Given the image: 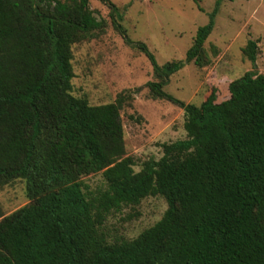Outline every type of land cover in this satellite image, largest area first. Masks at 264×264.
Wrapping results in <instances>:
<instances>
[{
    "label": "trees",
    "instance_id": "16d2710c",
    "mask_svg": "<svg viewBox=\"0 0 264 264\" xmlns=\"http://www.w3.org/2000/svg\"><path fill=\"white\" fill-rule=\"evenodd\" d=\"M97 1L125 45L150 61L151 96L183 110L186 139L161 145V158L135 172L123 95L91 106L71 94L72 46L105 28L89 0H0V189L22 180L28 199L0 220V264H264V76L246 73L199 106L163 92L185 65L209 64L203 46L224 0L184 60L163 66L126 37L118 8ZM256 54L247 41L244 58L254 65ZM97 174L104 184L90 190L83 178ZM156 196L167 205L157 223L108 240L107 216Z\"/></svg>",
    "mask_w": 264,
    "mask_h": 264
},
{
    "label": "rangeland",
    "instance_id": "374dc122",
    "mask_svg": "<svg viewBox=\"0 0 264 264\" xmlns=\"http://www.w3.org/2000/svg\"><path fill=\"white\" fill-rule=\"evenodd\" d=\"M119 9L116 17L133 43L144 44L158 66L183 61L195 32L207 24L216 0H109ZM89 9L105 22L101 34L72 46V96L89 105L113 103L123 95L119 111L125 157L138 172L143 162L162 156L161 145L186 139L184 112L172 103L154 99L146 84L156 82L150 61L125 45L111 24L110 11L97 0ZM199 9V10H198ZM257 42L254 65L242 55L247 41ZM209 64L185 65L169 77L163 92L173 100L199 106L212 92L226 95L228 84L246 73L264 76V0H224L204 43ZM220 99H223L220 97ZM90 190L103 186L100 174L83 178ZM28 204L25 183L15 180L0 189V220ZM167 208L162 197H147L138 206L124 207L106 217L103 231L109 241L132 240L153 226Z\"/></svg>",
    "mask_w": 264,
    "mask_h": 264
}]
</instances>
